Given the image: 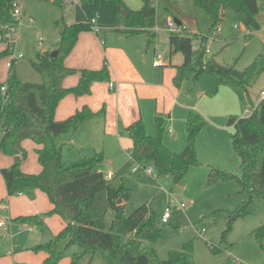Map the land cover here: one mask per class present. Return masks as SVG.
I'll return each instance as SVG.
<instances>
[{
    "label": "trees",
    "instance_id": "16d2710c",
    "mask_svg": "<svg viewBox=\"0 0 264 264\" xmlns=\"http://www.w3.org/2000/svg\"><path fill=\"white\" fill-rule=\"evenodd\" d=\"M13 0H0V36L7 41V27L15 24L11 14ZM196 8L204 10L210 17V25L200 34L182 30L168 33L170 54L181 53L182 67L195 72L194 79L200 75L214 78L218 84L228 81L245 91L253 86L264 71V52L258 53L248 66L237 70L234 65H223L215 60L204 61L207 43L215 38V30L222 22L226 9L234 11L248 30H259L257 15L264 0H192ZM59 7L63 0H53ZM75 20L60 26L58 53H38L32 61L33 69L42 76L40 83L20 81L10 71L5 83L4 93L0 90V129L3 136L0 140V152L14 158L13 163L0 170L4 179L7 195L25 194L33 197L36 190L44 192L52 208L43 214H32L17 217L20 222H31L44 225L45 218L52 214L59 215L64 224L48 242L32 247L35 252L46 254L43 264H57L61 258L60 245H77L80 251L74 258L86 255H100L102 264H193L191 242L188 241L178 250H170L167 258H159L156 249L151 245L164 235V228L157 225L159 215L143 203L131 213H125V204L131 189L123 184L113 185L99 171L103 161L101 152H90L77 160L64 158L77 151L71 144L59 143L57 137L74 131L84 122L105 114L102 107L98 111L84 105L65 119L55 118L56 108L66 95L76 97L90 93L93 82H110V71L105 63L100 69H73L65 65V57L75 47L80 33L93 31V26L103 29H114L126 36L144 34L149 44L155 39L156 8L151 0H143L139 9H130L123 0H79L74 4ZM94 20V21H92ZM249 35V34H248ZM197 42V49H193ZM11 53L9 47L0 51L2 57ZM13 65H11V70ZM78 72L76 85L64 87L63 80L67 75ZM251 103V102H250ZM155 133L149 135L142 118L125 128L126 135L132 142L131 160L145 167L153 165L157 175L168 174L178 184L191 167L198 166L196 138L204 128L205 119L191 111L186 118L187 140L180 151H172L163 142V119L155 117ZM233 130L230 132L234 152L239 156L242 166L240 175L219 167H211L207 184L215 181L233 180L237 183L242 198L233 208H219L210 213V218L217 221L225 218V241L234 222L249 213V205L254 200L264 202V98L256 104L251 103L245 116L229 115L226 122ZM31 139L40 145L36 149L37 159L41 166L39 173H25L20 169L26 151L21 143ZM118 199L121 202L118 203ZM111 208L114 218L106 231L104 216ZM256 239L264 240V223L252 231ZM126 240L125 236L130 235ZM215 253L223 248L211 245Z\"/></svg>",
    "mask_w": 264,
    "mask_h": 264
},
{
    "label": "rangeland",
    "instance_id": "374dc122",
    "mask_svg": "<svg viewBox=\"0 0 264 264\" xmlns=\"http://www.w3.org/2000/svg\"><path fill=\"white\" fill-rule=\"evenodd\" d=\"M123 1L127 6L129 5L133 9L142 6V0ZM151 2L156 7L157 19L160 18V13L161 18H165V15L168 14V12H166L168 0H151ZM19 3L20 7L22 9L24 8L27 14H31L37 18L38 23L36 26L35 24L28 23L25 16L20 18L17 30L11 35L10 40L8 38L11 53L2 57L0 60V83H5L10 71L14 72L15 76L20 81L40 83L42 81V76L33 69L32 61L37 59V55L40 52L48 51L51 53L57 50L60 38V26H57L56 22L58 21L60 25L64 21L61 18V14H64L65 20L67 21L69 18L68 15L70 12H73L74 5L69 2L66 11L62 13L60 9L55 7L56 4L54 5L52 0H19ZM174 4L175 2L173 1V5ZM192 4L189 3L188 7L184 2V6H181L179 3V7L188 12L187 14L190 15L189 19L192 21V26L187 28L188 31L207 30L210 25V17L204 10L194 7ZM50 8H54V10L58 12V16L52 18ZM171 17H175V14H172ZM257 20L261 25L260 29L250 31L242 25L234 11L226 9L225 16L219 25L217 36L215 38H210L207 43L204 61L213 59L220 64L227 66L234 65L237 70H243L258 53L264 51L263 3L257 15ZM194 21H196L197 27L195 24L193 25ZM166 22L167 20L165 18V23ZM95 33L96 32H94V34ZM191 33L200 34L201 32ZM194 43L197 44V42ZM5 47H7V43L5 44L0 41V51L5 49ZM158 52L165 56L161 50H158ZM72 53L73 51L65 57V64ZM178 55L182 56L181 53H178ZM162 59H164V57ZM11 65H13L12 70ZM187 70L190 69L187 68ZM73 76H76L78 79L79 73L76 72L67 75L63 80V84L66 80L74 78ZM77 81L78 80H76V83ZM258 82L254 87L255 90L264 85V73L260 76ZM240 90H242V92L244 91L242 88ZM68 98L78 100L77 97L73 95H66L62 98L56 108V118L63 117L64 119L69 116L66 110L62 111L63 107H61L69 100ZM250 104L249 101L244 103L242 111L245 110V112H243L242 115H247ZM246 107H248L247 110ZM104 115H106V109ZM104 115H101V119L98 120L103 122ZM237 115L242 116L240 114ZM124 130L125 129L122 128L120 132L122 135L127 136ZM72 132L73 131H69L61 136L59 135L60 137H57V141L59 143L61 141L67 142ZM100 134V132L96 133L92 131L89 134V131H86L84 134L85 136L81 140L82 142L86 141L85 147L75 148L73 146L77 153L69 157L68 153L64 152V158L77 160L79 157L88 155L90 150L87 149L91 147L93 149L97 147L99 150L96 151H102L101 145H106L107 141H105ZM89 137L92 138L90 141L85 139ZM34 147L35 144L32 141L27 140L25 142V149L28 152V157L21 165V168L23 167L26 169L25 171H29L39 164L34 153ZM113 154H116L115 151H113ZM103 155L104 158H106L104 152ZM130 155L131 147L129 148V146H127V148H122V153L118 161L110 162L108 166L103 164L102 167L105 171H107V167L109 170H112L114 177L109 180L113 185L117 186L123 184L131 189L130 197L125 204L126 214L131 213L136 207L145 203L160 217L168 205H171L168 222L162 223L160 218L157 220V225L160 228H164V235L158 240L151 242L159 258H167L170 250H178L184 243L192 241L191 253L193 264H264V240L260 243L252 233L256 227L264 223L263 201L254 200L251 202L249 205V213L244 217L238 218L234 222L231 230L226 233L225 241L222 239L227 220L225 218H219L217 221H214L209 216L215 209H233L239 204L242 198L248 197L246 192L242 194L239 193L240 188L233 180L215 181L213 184H207L211 167H219L227 171H234L238 175L242 172L241 161L232 148L231 136L228 130L224 129L223 136L219 138L216 137L214 140L211 139L209 144H206V147L203 149L204 160L198 159L199 165L188 169L178 184H175L172 177L168 174L157 175L156 170L151 164H147L148 167L152 168L151 174L146 173V168L133 171V167L136 163L131 160ZM0 176H2L1 172ZM40 192L47 198L44 192ZM7 198H9V196L5 194L4 197L0 199V205H7ZM176 199L184 202L186 207L180 208L177 206L175 204ZM6 212V208L4 213L0 211V218H6ZM113 218L114 211L108 208L104 216V229L106 231L109 229ZM59 224L60 228L57 232L61 229V219L57 214H54L50 216L46 224L41 226V228L47 231L50 236L52 231L57 228ZM129 236H131V234L125 236L124 239L126 240ZM49 239L50 238H48V240ZM212 244L223 249L215 253L211 250L210 246ZM7 249H12V253L7 256L14 257L15 254L21 253L23 255L28 254L35 260H16L19 264H43V258H41L40 261L36 259L38 256L44 254L43 252H35L32 250V247L29 251L30 253H25L23 251L17 252L15 247H11L10 245L7 246L4 242V236L0 235V252L5 251L3 252L5 255ZM59 250L61 258L57 264L103 263L100 255H86L80 259L74 258V254L80 251V247L77 245L62 243Z\"/></svg>",
    "mask_w": 264,
    "mask_h": 264
},
{
    "label": "crops",
    "instance_id": "0c3cea01",
    "mask_svg": "<svg viewBox=\"0 0 264 264\" xmlns=\"http://www.w3.org/2000/svg\"><path fill=\"white\" fill-rule=\"evenodd\" d=\"M78 1L71 0L70 2L74 5ZM173 1L175 2L174 5ZM183 2L188 7L189 3H193L192 0H168V6L166 7L168 14L165 15L166 20L176 18L177 21H180L177 24L180 29L187 32H203L188 31L187 28L192 26V21L189 19L190 15L187 14L188 12L179 7V3L182 6ZM67 4L64 3L62 7L54 5L64 13ZM129 8L131 7L129 6ZM22 11V17L25 16L28 23L37 26V18L31 14H27L24 8ZM50 13L52 18L58 16V12L54 8H50ZM172 14H175V17H171ZM61 16L64 20L63 22L68 24L73 23L75 20V6L73 12H70L68 15L69 18L67 21L65 20L64 14H61ZM30 18L33 19V22H30ZM165 18H161L160 13V18L156 20V27L153 29L156 34L155 39L150 44L148 36L144 34L126 36L114 29H103L95 34L94 31L82 32L78 37L74 47L75 49L73 48L72 50L73 53L66 61L65 65L67 67L76 70L85 68L100 69L105 63L109 68L110 82L114 83L112 89L106 82H93L89 94L78 96V100L68 98L69 100L61 106L63 107L62 111L66 110L69 116L84 105L93 111H98L102 107H105L106 115L103 117V122L98 120L101 119L100 116H96L74 130L68 137L67 142H60L71 144L75 148H84L86 141L82 142L81 140L85 136L86 131H89V134L91 131L96 133L100 132V135L107 141L106 145H101L102 151L106 154V158L98 166V169L104 174L112 172V170H109L107 167V171H105L102 165L108 166L110 162L118 161L122 153V148H127V146L130 148L132 146L130 138L122 135L120 130L122 128L125 129L139 118L143 119L147 133L153 136L155 133L154 119L157 116L161 117L164 126V144L172 151H180L184 148L187 140L185 128L186 118L191 111L198 113L206 121L204 128L196 138L198 159L204 160L203 149L206 147V144H209L211 139L214 140L216 137L223 136L224 129L228 130L229 134L233 130L231 126H227L226 124L228 116L242 115L245 112V110L242 111V108L246 101L256 104L261 99L260 92L264 90V85L257 90L254 88L259 79L247 91L244 90L243 92L240 90L241 88L228 81H223L221 84H218L211 76L200 75L197 79H194L195 72L192 69L187 70V68L182 67L183 56H179L178 53L170 54L168 43L169 32L167 31ZM194 24L197 27L196 21H194ZM9 40L4 41L0 36V41L5 44L7 43V47H9ZM158 50H161L165 56L159 53ZM157 54H161L160 63L154 66L153 62L156 61ZM163 57L164 59H162ZM73 77L70 80H66L63 86L72 87L76 85V80L78 79L76 76ZM56 119L62 120L63 117ZM2 136L3 132L0 129V140ZM85 139L90 141L92 138ZM27 140L32 141L28 138L24 139L21 143L24 149ZM32 142L35 144L34 153L37 157L36 149L40 148V145L34 141ZM87 150H90L89 152L103 153L102 151H96L99 150L97 147L94 149L91 147ZM113 151H115V155ZM0 153L1 170L2 168L10 166L14 158L2 152ZM27 157L28 152L26 151V157L22 159L20 169L23 168H21V165ZM25 170L23 168L21 171L25 173H39L41 166L38 164L37 167L29 171ZM113 177L114 174L112 172ZM5 194H7L6 185L3 177L0 176V199ZM52 207L48 197L45 198L40 190H36L33 197L25 194L9 196L7 198V205H0L1 213H4L5 208L7 209V217L0 218V223H2L0 225V235L4 236L6 245L15 247L17 252L23 251L30 253L29 251L34 245L48 242L54 236V233L56 234L57 230H59L60 224L49 236V233L41 228L44 225L20 222L16 218L32 214H43ZM50 216L45 218L44 224H46ZM60 219L62 228L64 222L61 217ZM48 238L50 239L48 240ZM3 252H0V264H19L16 260L20 259L35 261L28 254L23 255L17 253L14 257L7 256L12 253V249H7L5 255ZM45 256L46 254L44 253L36 259L40 261Z\"/></svg>",
    "mask_w": 264,
    "mask_h": 264
},
{
    "label": "built area",
    "instance_id": "2783aa9c",
    "mask_svg": "<svg viewBox=\"0 0 264 264\" xmlns=\"http://www.w3.org/2000/svg\"><path fill=\"white\" fill-rule=\"evenodd\" d=\"M69 0H63V3H69ZM11 14L13 16V18L15 19V24L12 26L7 27V33L5 35L6 39L8 40L11 39V35L17 30L18 25H19V20L23 15V11L22 8L20 7V3L19 0H13L12 1V10H11ZM30 22H33V19L30 18L29 19ZM94 21V20H92ZM93 31L98 33L100 31V28L98 26H93ZM167 31L169 33H177V32H181L182 29H180V27L177 25V23L174 21L173 18H169L167 20ZM219 31V27L216 28L214 36H217V32ZM197 44H193L192 48L195 50L197 49ZM156 61L153 62V65H159L160 63V58H161V54H157L156 56ZM109 87L112 89L114 87V83L113 82H109ZM1 92L4 93L6 90V86L3 85L0 88ZM260 98H264V90L260 92ZM248 113V110H247ZM131 156V155H130ZM140 168L145 169L146 168V173L147 174H151L152 173V168L151 167H143L141 164L136 163L135 166L133 167V171H139ZM100 171V170H99ZM103 173V172H102ZM104 177L106 179H111L112 178V172H107V173H103ZM175 204L177 206H179L180 208H185L186 204L184 202H181L180 200L176 199ZM170 209H171V205L169 204L168 207L165 209V211L162 213V215L159 217L160 221L162 223H167L169 218H170ZM0 225H2V223H0Z\"/></svg>",
    "mask_w": 264,
    "mask_h": 264
},
{
    "label": "water",
    "instance_id": "95a60500",
    "mask_svg": "<svg viewBox=\"0 0 264 264\" xmlns=\"http://www.w3.org/2000/svg\"><path fill=\"white\" fill-rule=\"evenodd\" d=\"M174 21H175L177 24L180 23V21H177L176 18L174 19ZM57 53H58V50H54V51H52L49 55H50V57H55V56L57 55ZM117 202L120 203V202H121V199H118ZM73 264H75V263H73Z\"/></svg>",
    "mask_w": 264,
    "mask_h": 264
}]
</instances>
